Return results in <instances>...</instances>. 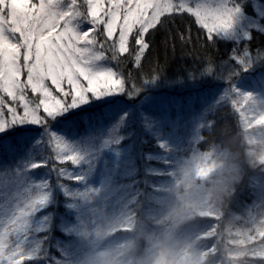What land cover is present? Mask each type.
<instances>
[{"label":"trees","instance_id":"trees-1","mask_svg":"<svg viewBox=\"0 0 264 264\" xmlns=\"http://www.w3.org/2000/svg\"><path fill=\"white\" fill-rule=\"evenodd\" d=\"M238 2L246 27L215 38L190 13L166 14L146 37L142 67L133 57L100 61L126 79V90L139 89L134 97L123 94L116 110L49 125L27 146L0 153V228L18 211L30 213L14 238L35 256L26 264H76L93 233L125 237L182 165L203 161L206 175L218 147L239 153L242 178L232 197L184 231L199 237L198 264H264V166L249 167L244 155L246 130L264 127L256 118L244 121L248 93L264 91V0ZM70 156L75 164L56 160ZM38 162L45 166L30 167Z\"/></svg>","mask_w":264,"mask_h":264},{"label":"snow or ice","instance_id":"snow-or-ice-1","mask_svg":"<svg viewBox=\"0 0 264 264\" xmlns=\"http://www.w3.org/2000/svg\"><path fill=\"white\" fill-rule=\"evenodd\" d=\"M185 12L215 38L232 32L243 8L238 0L195 8L185 0H0V153L27 146L49 125L116 110L123 94L134 97L121 74L98 63L133 57L142 67L150 31L161 27L166 14ZM56 160L76 163L75 156ZM29 214L18 211L7 229L0 228V264L35 257L14 243Z\"/></svg>","mask_w":264,"mask_h":264},{"label":"clouds","instance_id":"clouds-1","mask_svg":"<svg viewBox=\"0 0 264 264\" xmlns=\"http://www.w3.org/2000/svg\"><path fill=\"white\" fill-rule=\"evenodd\" d=\"M201 71L207 73L205 78H212L210 67ZM246 132L245 162L252 168L264 166V127ZM213 155L214 162L206 175L198 174L203 161L182 165L163 194L153 201L151 212L143 220L129 223L125 237L113 239L111 229L93 233V245L76 264H198L199 237L186 233L185 226L232 197L242 178L238 152L218 147Z\"/></svg>","mask_w":264,"mask_h":264},{"label":"rangeland","instance_id":"rangeland-1","mask_svg":"<svg viewBox=\"0 0 264 264\" xmlns=\"http://www.w3.org/2000/svg\"><path fill=\"white\" fill-rule=\"evenodd\" d=\"M217 2V0H191L190 2V6L195 8L197 5H202V6H205V7H210V6H213L215 3ZM254 7L256 9L259 8V6H256L254 4ZM241 18H245L244 16L242 17H239L237 18L235 24H234V27L232 29L233 32H237L238 29H244L246 27V22L245 21H242ZM98 67H103L101 65V62L98 63ZM56 94H59V93H56ZM249 98V102L245 109H246V116L244 117V121H245V124L248 125L250 124L251 120H253L254 118H256V120L258 122H263L264 123V91H254V92H250L248 93V96ZM21 111V114H22V110ZM256 113L258 114V117H256ZM202 171V170H201ZM198 174L200 175H203V171L202 172H199L198 171ZM46 195L43 196L42 198V201L45 200Z\"/></svg>","mask_w":264,"mask_h":264}]
</instances>
